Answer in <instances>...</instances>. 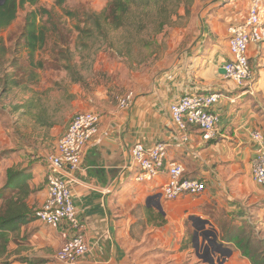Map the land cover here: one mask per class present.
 Returning a JSON list of instances; mask_svg holds the SVG:
<instances>
[{
  "label": "crops",
  "instance_id": "obj_1",
  "mask_svg": "<svg viewBox=\"0 0 264 264\" xmlns=\"http://www.w3.org/2000/svg\"><path fill=\"white\" fill-rule=\"evenodd\" d=\"M241 1L222 2V8L219 5L207 20L210 25H204L197 38L182 34L170 50L171 59L150 69L154 71L150 78V74L148 78L143 74V80L132 87L136 94L127 109L105 93H98L93 104L92 96L87 97L77 84L81 78H73L69 63L58 57L57 49H22L36 68L55 62L74 88L65 92L67 98L49 104L40 96V90L24 83L29 95L19 104L12 102L14 128H23L22 136L31 140L21 144L23 164L13 162L9 168L19 165L31 171L26 202L33 214L47 197V157L57 152L58 140L72 120L59 121L63 114L73 117L80 111H96L102 118L79 168L71 170L65 165L61 173L70 183L89 247L78 264H254L233 239L241 235L236 230L246 226L254 225L264 232V186L252 176L256 144L251 133L256 129L264 132V66L258 47L252 45L249 51L256 71L253 82L238 86L221 72L223 63L231 57L229 27L242 21L248 10L249 0H244V6ZM47 50L52 52L49 58L45 56ZM50 67V71L55 69ZM210 92L220 93L215 108L220 116L219 137L205 142L192 128L189 143L176 147L183 132L172 118L171 105L186 94ZM83 96L87 99L80 103ZM159 142L169 145L168 164L180 162L186 177L206 180L203 194L165 198L162 190L170 178L167 169L151 180L136 179L139 168L133 160L132 147L142 143L149 148ZM34 215L14 234L4 253V263L0 264H64L57 254L73 234L69 223L63 221L52 227ZM192 217L211 223L206 230L213 228L218 237L215 244L223 249V254H212L214 261L205 255L209 242L201 233L203 229L199 232L202 250L194 244L196 228Z\"/></svg>",
  "mask_w": 264,
  "mask_h": 264
},
{
  "label": "rangeland",
  "instance_id": "obj_2",
  "mask_svg": "<svg viewBox=\"0 0 264 264\" xmlns=\"http://www.w3.org/2000/svg\"><path fill=\"white\" fill-rule=\"evenodd\" d=\"M111 1L65 0L60 5L56 0H40L35 6L26 4L20 8L10 26L0 29V214L5 213L8 206H12L9 200L12 192L4 188L8 180L7 170L13 162L23 164L20 160V152L23 151L21 144L31 140L26 135L22 136L21 133L25 131L23 128L20 131L14 128L16 120L10 115L14 106L12 102L19 104L24 96L29 95L22 84L27 83L26 85H33L40 90V96L49 104L60 102L67 98V91L74 90L69 78L63 75L64 70L58 71L55 62L45 68H36L22 51L25 46L21 35L27 16L34 11L38 14V25L47 29L45 46L57 49L58 57L69 63V73L74 79L81 78L77 84H80L82 91L87 92V97L92 96V103L95 104L98 93L100 96L107 94L115 102L117 95L127 92L136 94L132 87L143 80V74L147 78L150 74V78L154 74L150 69L171 59L170 50L177 45L182 34L188 33L197 38L204 25H210L207 20L214 16L219 5L222 8L221 3L229 0H183L177 14L162 32L158 31L159 23L166 16L169 18L168 14H159L153 6L145 14L142 11L143 2L139 1L133 6L123 28L110 31L102 17L103 29L99 31L93 23L91 13L103 12ZM244 4L242 0L240 5ZM80 30H84L81 35L78 32ZM92 31L93 35L90 34ZM51 53L49 51L45 53L48 56H45L49 58ZM42 60L43 58L41 62ZM51 65L55 68L52 71ZM254 72L256 75L255 70ZM79 99L81 103L87 98L83 96ZM68 118L73 117L71 114H63L59 121L65 123ZM10 128L14 130L10 131ZM13 168L20 169L21 166L15 165ZM207 230L213 231V228L210 226ZM237 233L241 235L233 239L235 244L244 250L245 243L250 241L249 250L252 254H246H250L248 256L253 262H258L264 254V232L253 225L246 226L241 231L236 230ZM194 244L199 251L202 250L200 237ZM0 263H4V253H0Z\"/></svg>",
  "mask_w": 264,
  "mask_h": 264
},
{
  "label": "built area",
  "instance_id": "obj_3",
  "mask_svg": "<svg viewBox=\"0 0 264 264\" xmlns=\"http://www.w3.org/2000/svg\"><path fill=\"white\" fill-rule=\"evenodd\" d=\"M230 59L223 63L226 77L238 86L249 84L255 79V72L250 62V47H258L264 63V0H249L247 13L242 21L229 27ZM135 94L127 92L116 96V101L123 109L130 108ZM220 99L219 92L194 93L182 96L171 105L172 118L182 136L175 144L181 148L190 141V130H198L205 142L215 140L220 135V116L215 106ZM101 115L95 111L76 113L65 133L59 138L56 153L47 157L49 173L47 177V197L36 211V218L44 224L58 227L63 221L69 223L73 234L60 247L57 257L64 264H78L88 253L89 247L83 233V224L78 215L70 183L61 175L65 165L71 170L79 168L86 146L98 134ZM251 138L256 144V156L253 161L252 176L264 186V132L256 129ZM169 145L159 142L147 148L142 143L132 147V157L137 163L138 181L151 180L164 169L169 172V181L163 186V195L175 199L186 194L198 196L207 189L203 178L185 176L182 163L166 162ZM66 236V234H64Z\"/></svg>",
  "mask_w": 264,
  "mask_h": 264
},
{
  "label": "trees",
  "instance_id": "obj_4",
  "mask_svg": "<svg viewBox=\"0 0 264 264\" xmlns=\"http://www.w3.org/2000/svg\"><path fill=\"white\" fill-rule=\"evenodd\" d=\"M40 0H2L0 2V29L7 28L17 17L18 10L23 8L26 4L37 5ZM143 2V13L149 12V7L153 6L159 14H168L169 18L162 20L159 23V32H162L166 25H168L172 17L177 14L178 9L181 7L183 0H112L109 7L101 13L93 12L91 16L94 19L93 23L99 31L102 28L101 18L105 20L108 29L118 30L125 26L129 19L130 12H132L133 6L137 2ZM56 2L62 5L65 0H56ZM139 5V4H138ZM47 10H44L46 12ZM141 11V12H142ZM38 14L34 11L26 18V25L22 32V39L24 40V46L29 48L32 52L38 48L44 47L46 43V28L38 25ZM78 29L79 26H77ZM79 34L84 30L78 31ZM93 35V31L90 32ZM217 105V104H216ZM216 108V106H215ZM7 183L4 186L5 189H10L12 197L10 201L12 206H8L5 213L0 214V253L3 254L7 250V245L13 238L14 234L18 232L21 226L28 221L34 214L36 218V211L33 214L31 210H28L27 198L30 194L29 180L32 178V173L26 169L9 168L7 170ZM37 219V218H36ZM250 241L245 243L246 249L243 250L244 254L249 252ZM248 254V255H250ZM247 255V256H248ZM254 262V264H264L263 256Z\"/></svg>",
  "mask_w": 264,
  "mask_h": 264
},
{
  "label": "water",
  "instance_id": "obj_5",
  "mask_svg": "<svg viewBox=\"0 0 264 264\" xmlns=\"http://www.w3.org/2000/svg\"><path fill=\"white\" fill-rule=\"evenodd\" d=\"M221 72L226 73L225 68H222V71ZM156 206L162 212V206H161V204L158 203ZM192 220L195 223V228H196V234L194 236V240L193 241L196 243V239H199V236H200L199 232H200V230L203 229V232H201V233L205 236L206 241L209 242V244L207 246H205V255L208 256V257H210L211 261H214L215 258H214V256L212 254L213 253L215 254L217 252H221V254H223V251H220V250L216 249L215 246H214L215 243L218 242V240H217L218 237L214 233V231H212V230H204L205 226L207 224H211V223L209 221L202 220L199 217H192ZM211 237H213V239Z\"/></svg>",
  "mask_w": 264,
  "mask_h": 264
},
{
  "label": "flooded vegetation",
  "instance_id": "obj_6",
  "mask_svg": "<svg viewBox=\"0 0 264 264\" xmlns=\"http://www.w3.org/2000/svg\"><path fill=\"white\" fill-rule=\"evenodd\" d=\"M214 246H215L216 249H218V250H220V251H223V249H222L221 246H219V247H221V248H219L218 246H216V244H215Z\"/></svg>",
  "mask_w": 264,
  "mask_h": 264
}]
</instances>
